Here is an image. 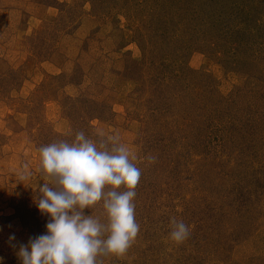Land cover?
<instances>
[{
  "label": "rangeland",
  "instance_id": "obj_1",
  "mask_svg": "<svg viewBox=\"0 0 264 264\" xmlns=\"http://www.w3.org/2000/svg\"><path fill=\"white\" fill-rule=\"evenodd\" d=\"M211 5L215 20L242 25L241 47L202 29L214 19L198 10ZM184 67L201 76L182 87L185 96L199 100L206 87L233 101L212 145L200 138L195 105L180 120L178 99H159ZM262 87L264 0H0L4 264H20L9 236L19 246L47 231L35 203L49 182L39 149L79 132L109 148L118 138L141 172L139 234L103 264H264V101L243 97ZM92 214L106 218L99 204ZM173 220L189 226L181 243L170 237Z\"/></svg>",
  "mask_w": 264,
  "mask_h": 264
},
{
  "label": "clouds",
  "instance_id": "obj_2",
  "mask_svg": "<svg viewBox=\"0 0 264 264\" xmlns=\"http://www.w3.org/2000/svg\"><path fill=\"white\" fill-rule=\"evenodd\" d=\"M111 143V148L97 145L79 132L71 143L53 142L39 149L41 171L49 182L39 185L35 203L49 222L46 234L27 244L17 246L15 235L9 236L10 246L18 247L20 264H103L100 257L128 251L140 231L134 199L141 172L128 147L116 137ZM30 175L25 166L21 180ZM98 204L104 220L92 214ZM188 236L189 226L173 220L171 239L181 243Z\"/></svg>",
  "mask_w": 264,
  "mask_h": 264
},
{
  "label": "trees",
  "instance_id": "obj_3",
  "mask_svg": "<svg viewBox=\"0 0 264 264\" xmlns=\"http://www.w3.org/2000/svg\"><path fill=\"white\" fill-rule=\"evenodd\" d=\"M199 10H198L199 18L210 17L215 20V18L213 17L215 12L212 5L211 7L207 8L206 11L203 10L202 8H200ZM214 20L212 23H210L211 26L208 27L203 26L202 29L209 32V34H211V37H213L215 40H218V42L220 43H224L226 46L228 44L230 45V47L232 46L233 43H236V40L237 42L245 41V39H243V37L245 38L243 32H240L242 26L240 23L238 25L237 24L231 25V24H226L225 19H221V20L217 19L215 21ZM200 26H202V23H200ZM233 38H235L234 41ZM241 39L243 40L241 41ZM235 45H237V47H241V43L240 44L236 43ZM172 75H173L172 78L167 79L164 86L161 87V83L158 82L159 84L157 85L156 88L160 89L161 87V90L163 89L162 93L160 92L159 99H161V97L163 101H167L170 98L172 100L178 99V103H181L177 105V108L179 109L178 112L180 115L179 116L180 120L183 119L184 117H187L189 115V111L192 110V106L195 105V107L193 108L197 112V118L201 119L206 126L204 127L206 128V135H202L200 138L203 142H206V145H212L214 141V137L211 138V136L215 134V128L217 126H221L223 125V123L224 124L226 123L225 118L230 116V109H231L230 106L231 104H233V101H231V99H227L223 97L222 95H219L214 88H206V87H203L204 90L198 87V92L200 97L199 100L196 99V96H194L192 92H189L190 94L185 96L184 95L185 88L182 87H184V85H186L190 81L191 76H198L197 77L198 80L201 78V76H199V74L195 73L194 71L187 69L186 67H184L181 72L178 73L174 72V74ZM262 88L263 89L261 92L255 91L253 94L252 93L250 94L248 92L244 94L243 97H246L248 99H254L256 97L257 99L259 98L260 101H264V92H263L264 87ZM193 92L196 93L195 90ZM248 104L251 106L253 105L251 103ZM239 109H240V113L242 114V108Z\"/></svg>",
  "mask_w": 264,
  "mask_h": 264
}]
</instances>
